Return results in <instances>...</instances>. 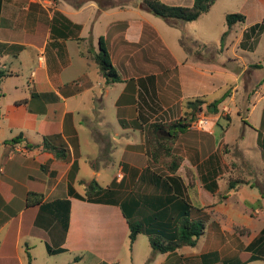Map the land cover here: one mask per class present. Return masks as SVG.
<instances>
[{"label": "crops", "instance_id": "0c3cea01", "mask_svg": "<svg viewBox=\"0 0 264 264\" xmlns=\"http://www.w3.org/2000/svg\"><path fill=\"white\" fill-rule=\"evenodd\" d=\"M112 1L0 0V264L34 263L30 253L27 252L26 259L20 251L22 236L37 237L44 242L48 254L73 257V264L78 259H88L90 264H119L125 247L134 249L137 242L143 244V240L138 241L142 233L130 244L128 223L119 205L76 198L69 194V185L83 194L82 180L98 182L107 177L108 182L98 183L102 188L115 189L118 200L133 196L125 193L122 187L128 184L120 181L144 179L154 170L145 146L148 125L176 119L186 99L212 100L219 98V94H227L228 76L234 75L237 79L242 72L240 69L239 74H235L204 61L206 45L210 42L208 28L204 26L216 0L208 11L187 22L177 19L170 22L153 14L144 0ZM160 1L170 6L193 4V0ZM213 10L219 11L218 8ZM225 12L220 13L224 20L228 13ZM237 12L244 15V20L237 23L241 26L232 48L226 47L225 56L220 45L221 34L226 30L229 33L234 25L228 28L225 24L216 31L219 32L218 42L212 41L217 47L219 64L224 66L227 58L236 60L243 70L250 65L259 68L264 56L255 55L264 35V0H244ZM260 23H263L261 29L250 30ZM100 38L120 76L118 81L106 83L91 57L99 51ZM182 39L187 43L182 44ZM188 41L199 46L198 53L193 52ZM250 94L257 100L264 98L259 89ZM213 131L189 130L192 136H186L194 142L190 146L199 148L200 164L212 159L202 149L206 138L216 145L223 141L221 139L226 141L230 132L229 128L220 130L217 142ZM19 134L22 138L6 143ZM45 141L65 146L66 158L58 159L44 149ZM259 141L258 135L254 148L262 156L264 142L259 148ZM27 143L34 146L28 147ZM82 163L89 165L90 179L78 177ZM146 168L148 172H144ZM72 169L74 174L70 181ZM188 171L189 178L195 180L194 167ZM176 174L186 185L185 177L177 171ZM204 175L212 180L216 177L212 170L202 172L201 179ZM76 182L82 185V192L75 187ZM203 188L210 195L219 191L217 182L213 191ZM243 189L237 191L235 186L229 187L228 196L220 197H233L232 192L240 195ZM29 191L42 194L41 203L27 206ZM160 191L150 195H166L164 188ZM194 192L195 186L186 187L184 194L190 204L200 208L196 217L205 222L201 236L209 222L211 237L207 239L211 240L212 247L189 251L170 264H246L254 260L250 257L251 250L264 252V240L256 242V236L246 246V256L215 249L214 244L222 238L223 230L206 206L192 200ZM59 199L69 200L66 226L62 221L59 223L58 214L47 205ZM253 200L251 206L255 207L259 199ZM254 242L256 245L249 249ZM178 249L153 254L149 244L150 260L154 264H168L166 260L176 255ZM210 253L212 255H208ZM163 255L167 259L160 261ZM145 256L142 253L139 259L148 258Z\"/></svg>", "mask_w": 264, "mask_h": 264}, {"label": "rangeland", "instance_id": "374dc122", "mask_svg": "<svg viewBox=\"0 0 264 264\" xmlns=\"http://www.w3.org/2000/svg\"><path fill=\"white\" fill-rule=\"evenodd\" d=\"M114 1L119 2L123 0ZM243 1L244 0H216L213 9L218 8L219 11L211 9V15L208 17L207 25L204 26V28H208L207 39L210 41L206 45L207 50H205V52L207 53H204V57L206 58L204 60L205 63H208V65L212 67L220 66L222 69L231 70L235 74H239L240 69H242V72L237 76V79H235L234 75L228 76L230 86L226 90L227 95L224 98L226 100L217 105V110L215 112L211 111L207 106L213 99H206L200 109L194 113L191 123H194L199 116H203L204 118H207L208 121L206 126L203 128H197L196 125L193 126L190 123L188 127V130L206 133H210V131L214 129L213 134L215 141L217 142L222 130L226 131V129L229 128L230 132L227 139L226 141H224V139H221L223 141H220L219 139L220 142L215 145L212 140L206 138V143L202 149L204 153L209 154L212 159L207 162H202L201 164L200 159L202 157H200L199 148L190 146L189 143L184 142L185 140H173V142H171V151L181 157V164L177 170L178 174L185 177L184 181L186 184L192 183L194 185L195 183V192L192 193V200L197 201L200 205L206 206V210L209 211L210 216L219 224L220 229L223 230L222 238H219L218 242H215L214 244L216 247L215 249L227 252V254L234 253L246 256L248 255L246 246L252 238L259 236V231L264 225V151L262 150V156H260L258 149L256 147L254 148V146L257 145L256 139L258 135L262 141L258 142L259 148H262L261 143L263 144L264 142V98L257 100V97L250 94L255 89H259L264 95V62L259 68L250 65L243 70L242 65L236 60H228L226 58L224 66H221L217 58L219 56L216 51L217 47L215 46V42H212L219 39V32L216 31H219V29L226 24L223 16L221 17V14L225 11V13H237V9ZM237 23L240 22L231 25H234V28H232L224 38L222 48L223 56L227 53L226 47L230 50L232 48L231 46H233L235 36L238 33L239 26H241ZM188 45L192 46L193 52H196L199 49V46H196L194 42L191 43L188 41ZM257 49L258 51L256 52L255 57H260L261 55L264 56V35L259 40ZM251 58H254V56ZM250 73H253L252 78L250 77ZM219 96H221V94L217 97ZM230 96H234V99H229ZM183 102L184 101L181 103L180 116L174 120L160 123L168 124L178 120L181 116L188 118L189 116L186 115V112H184L182 108ZM231 134L234 135L233 138H230ZM145 146L149 153L147 135L145 137ZM190 161L191 163H189ZM151 164L150 165L154 167V170L149 171L150 173L155 172L161 177L168 175L169 171L167 165L163 164L162 160L152 161ZM189 164H191L192 167H190ZM193 167L196 171L195 180L189 179L188 175V170H190V168L192 170ZM205 170L214 171L219 194L210 195V193L203 188V181L200 174ZM146 172H148V169ZM36 173L37 172L34 174ZM89 175V165L82 163L78 177L90 179ZM149 177L150 175L144 179H129L128 181L122 179L120 182L122 184L123 182L128 184V186H123L122 188L125 193L129 192V195L133 196H137V193L150 195L161 192L160 189H162V187L154 185ZM106 178H100L98 179V182L104 184L106 181H109V178ZM236 180L239 182H236L234 185L235 190L239 191L240 189L245 188L243 189L244 193L241 194L243 191H240V195H238L236 192H232L231 196L234 194L237 196H229L226 199L221 198V195L228 196L231 190H228L229 183ZM75 187L79 192L83 191L82 185L77 182L75 183ZM255 197L259 199V203L256 204L255 207H252L251 203L255 201L253 200ZM57 218L59 219V223H61V214L59 217L57 216ZM208 224L209 222L207 223L205 234L198 238L194 247H183L178 249V253L176 255H170L168 261L166 260V263L170 264L177 259L179 260L181 258L180 255H183L184 257L189 251L198 252L205 250L207 247H212L211 240L207 239V237H211ZM139 240H143V244L138 245L139 243L137 242L134 249L125 247V255H123L122 261L119 264H145V262H148V264H154V261L150 260L151 250H149L146 235H140L138 241ZM20 246V251L24 258L27 259V252L30 253L34 262L32 264H73L71 261L73 257H68L65 254H48L44 242L37 237L22 236L20 239ZM27 246L29 247L28 250ZM142 253H145V257L148 258L139 259ZM249 253L251 254L253 251L251 250ZM255 254L258 255V252H255ZM165 258V255H163L160 257V261H163ZM186 261L190 262L191 260L186 259ZM76 262L77 263L75 264H90L88 259H78ZM246 264H264V259L256 258L246 262Z\"/></svg>", "mask_w": 264, "mask_h": 264}, {"label": "trees", "instance_id": "16d2710c", "mask_svg": "<svg viewBox=\"0 0 264 264\" xmlns=\"http://www.w3.org/2000/svg\"><path fill=\"white\" fill-rule=\"evenodd\" d=\"M98 1L113 2L112 0ZM214 2L215 0H193V4L191 6H170L165 5L160 0H144V4L149 11L170 22L176 19L185 22L193 21L201 14L208 11ZM243 20L244 15L239 12L227 13L225 15V22L228 28L232 24L242 22ZM262 26L263 23L256 24L251 27L250 30L254 31L255 29H261ZM227 33L228 30L221 34V46L223 45L224 38ZM180 42L182 44L187 43L184 39L180 40ZM196 53H198V51H196ZM91 57L97 63L106 83L120 80V76L111 63L108 51L102 38H100L99 51L94 52ZM226 95L227 94H224L209 102L207 105L209 109L215 112L217 110V105L225 98ZM205 100V97H193L186 99L183 102L182 108L183 111L186 112V115L189 116L188 118L181 116L178 120L168 124L154 122L149 124L146 130L147 145L149 147V155L152 161L162 160V163L167 165L169 171L168 175L165 177H161L155 172H152L149 177L154 185L161 186L166 190L165 196H131L128 199L120 201L116 198L115 189L111 187L102 188V186L94 179L87 182L82 180L80 182L83 185V194L75 192L70 184L68 190L69 194L76 198L90 202H104L119 205L122 214L128 223V239L130 244L135 240L138 234L142 233L148 237L153 254L157 252H172L182 246H194L197 239L204 233L205 222L200 217H196V212L199 211L200 208L190 204L184 194L186 187H193L195 183L194 185L192 183L185 185L182 178L176 174V171L181 164V157L172 153L171 142L178 139V141L185 140L184 142L194 144V142L188 140L186 137L190 134L188 132V127L194 117V113L200 109ZM159 131L168 132V135H163ZM189 136L192 135L190 134ZM20 138H22V136L19 134L8 140L6 143H14ZM27 146L33 147L34 145L27 143ZM43 148L51 151L58 159H65L67 156L66 148L63 145H57L54 143L49 144L45 141L43 142ZM73 174L74 169H72L69 174L70 181L73 179ZM189 179L193 180L192 178ZM202 181L206 189L213 191L216 188V181L209 179L208 176H202ZM236 182L239 181L236 180L230 182L229 187H233ZM42 198V194L36 193L35 191H29L26 194V205H37L41 203ZM47 205L53 207V210L56 214H58V217L61 214V221L64 222V225L66 226L69 200L59 199L54 201V203H47ZM256 239V242L264 240V226L261 228L259 236ZM256 242L252 243L249 249L256 245ZM47 249L48 251H51L49 246ZM255 252H253L250 256L251 258L264 259V252L261 253L263 255H259L260 253L256 255ZM208 255L212 254L210 253ZM145 264H148V262Z\"/></svg>", "mask_w": 264, "mask_h": 264}, {"label": "built area", "instance_id": "2783aa9c", "mask_svg": "<svg viewBox=\"0 0 264 264\" xmlns=\"http://www.w3.org/2000/svg\"><path fill=\"white\" fill-rule=\"evenodd\" d=\"M207 118H204L203 116H199V118L193 123H191L193 126L196 125L197 128H203L207 124Z\"/></svg>", "mask_w": 264, "mask_h": 264}, {"label": "water", "instance_id": "95a60500", "mask_svg": "<svg viewBox=\"0 0 264 264\" xmlns=\"http://www.w3.org/2000/svg\"><path fill=\"white\" fill-rule=\"evenodd\" d=\"M164 135H168V132H164Z\"/></svg>", "mask_w": 264, "mask_h": 264}]
</instances>
